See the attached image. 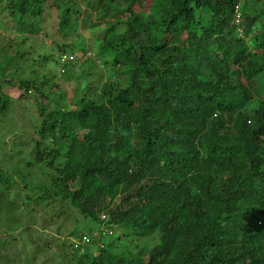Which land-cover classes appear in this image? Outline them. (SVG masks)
Masks as SVG:
<instances>
[{"label": "trees", "instance_id": "1", "mask_svg": "<svg viewBox=\"0 0 264 264\" xmlns=\"http://www.w3.org/2000/svg\"><path fill=\"white\" fill-rule=\"evenodd\" d=\"M238 3L88 0L84 17L75 0H0L30 34L51 5L64 38L95 13L97 55L126 80L67 111L41 93L29 164L51 168L56 190L42 188L38 201H66L100 226L158 239L141 252L113 253L112 242L93 252L82 237L96 229L79 233L76 264H264V6L245 14L241 37ZM3 58L9 82L12 57ZM32 85L18 81L24 92ZM7 103L0 90V116ZM50 139L56 149L40 152ZM12 178L0 169V198Z\"/></svg>", "mask_w": 264, "mask_h": 264}, {"label": "rangeland", "instance_id": "2", "mask_svg": "<svg viewBox=\"0 0 264 264\" xmlns=\"http://www.w3.org/2000/svg\"><path fill=\"white\" fill-rule=\"evenodd\" d=\"M75 1L85 17L88 0ZM240 5L248 15L263 7L264 0H241ZM94 16L92 13L85 25L78 21L77 31H70L64 38L57 30V11L52 5L43 12L40 29L35 34L18 32L7 15L0 12V64L4 63L3 57H12L5 69L11 80H0V90L8 98L7 108L0 116V169L13 177L11 189L0 198V264H76L80 254L75 252V239L79 233L100 226L81 216L66 201L55 198L38 201V197L46 194L42 188L54 195L56 188L51 178L55 172L44 165L29 164L34 162L37 150L41 93L47 96L50 107L67 111L75 106L79 96L97 100L105 83L126 84L123 74L110 65H102L97 55L103 26H94L97 23ZM65 44L71 48L67 53L80 56L84 49L94 58L72 64L60 75L58 46L64 48ZM21 79L33 81L32 88L24 92L18 86ZM39 145L43 148H38L40 152L58 146L51 139ZM112 232L102 244L112 242L113 253L141 252L158 242L156 234L135 235L119 227ZM88 248L96 251V243Z\"/></svg>", "mask_w": 264, "mask_h": 264}, {"label": "built area", "instance_id": "3", "mask_svg": "<svg viewBox=\"0 0 264 264\" xmlns=\"http://www.w3.org/2000/svg\"><path fill=\"white\" fill-rule=\"evenodd\" d=\"M243 12L241 9L240 3L236 4L233 11V23L236 27L237 34L239 36H243L244 34V25H243ZM89 58H94L93 54L89 51L83 52L79 57L70 54V53H60L58 56V64H59V74L64 73L65 67L68 64L76 63V62H84ZM108 231L105 228H100L98 230L93 231L90 235L83 236L82 241L84 243H89L93 239H100L102 236L106 235Z\"/></svg>", "mask_w": 264, "mask_h": 264}, {"label": "clouds", "instance_id": "4", "mask_svg": "<svg viewBox=\"0 0 264 264\" xmlns=\"http://www.w3.org/2000/svg\"><path fill=\"white\" fill-rule=\"evenodd\" d=\"M241 2V0H239V3ZM242 9V8H241ZM242 12H243V9H242ZM243 15H244V17H245V14H244V12H243ZM243 25H244V18H243ZM236 28V27H235ZM243 37V36H242ZM85 52V51H84ZM59 56V55H58ZM77 57H79V56H77ZM92 59V58H91ZM77 63H82V62H77ZM71 64H76V63H71ZM71 64H68V65H71ZM61 75V74H60ZM105 228L107 231H108V233L106 234V235H104V236H102L100 239H93V240H91L89 243H99L98 245H102V241H103V239L104 238H108L109 236H111L112 234H113V232H112V229L114 228V226H111L110 228H107V227H104V226H99L98 228H96V230H98V229H100V228ZM95 231V230H94Z\"/></svg>", "mask_w": 264, "mask_h": 264}]
</instances>
